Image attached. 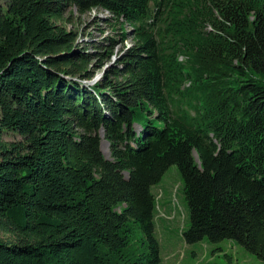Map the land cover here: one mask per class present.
Returning a JSON list of instances; mask_svg holds the SVG:
<instances>
[{"label": "trees", "instance_id": "obj_1", "mask_svg": "<svg viewBox=\"0 0 264 264\" xmlns=\"http://www.w3.org/2000/svg\"><path fill=\"white\" fill-rule=\"evenodd\" d=\"M69 8L108 11L133 40L92 85L114 39L79 47L59 22ZM172 164L184 242L264 260V0H7L0 264H160L151 187ZM136 230L144 252L128 251Z\"/></svg>", "mask_w": 264, "mask_h": 264}, {"label": "rangeland", "instance_id": "obj_2", "mask_svg": "<svg viewBox=\"0 0 264 264\" xmlns=\"http://www.w3.org/2000/svg\"><path fill=\"white\" fill-rule=\"evenodd\" d=\"M7 0H0V9L4 10ZM73 10V11H71ZM67 29L76 32V43L79 47H86L88 51L100 53L103 49L94 48V45L101 47L108 43V38L114 39L113 53L108 62H105L101 69L95 71L90 80H84L85 85H92L98 80L105 68L116 64L120 53L127 49L133 42L130 36L120 41L119 30H114V19L108 11L94 8L85 14L78 15L77 12L69 8L63 14V19L59 21ZM124 29L129 30L130 26L124 24ZM94 63V61L92 62ZM90 64V67L92 66ZM143 120L136 119L134 128L140 130ZM156 124V122H155ZM101 151L106 158H110L108 142L101 134ZM4 138L6 140H18L20 137L8 132ZM196 156V155H195ZM126 174V173H125ZM155 196L156 205L154 211V234L161 246V256L164 258L166 248H173L170 254H174L173 264L179 261L185 254L181 264H194L212 261L218 264H264V260L255 254L248 252L245 248L229 239L219 242H210L206 238L187 244L182 237V230L188 226L189 212L187 201L183 193V180L176 165H170L161 179L151 187ZM142 234L135 231V237L128 251L144 252L146 246L142 243ZM170 246V247H169ZM190 247V249L188 248ZM103 250H105L103 248ZM193 251L197 255L192 254ZM110 262H119L115 257L110 256ZM176 261V262H175Z\"/></svg>", "mask_w": 264, "mask_h": 264}, {"label": "crops", "instance_id": "obj_3", "mask_svg": "<svg viewBox=\"0 0 264 264\" xmlns=\"http://www.w3.org/2000/svg\"><path fill=\"white\" fill-rule=\"evenodd\" d=\"M161 246H162V244L159 242V253H160V257H161L160 264H173V259H174L175 255H176V254H174L175 252H173V254H170L171 251H173L172 250L173 248H171L170 246H169L170 248H166L165 256H164V258H162V256H161ZM188 248L190 249V247H188ZM192 254L197 255V252L193 251ZM184 258H185V254L182 256V258L179 261H177V262L175 261L176 262L175 264H181V262L183 261Z\"/></svg>", "mask_w": 264, "mask_h": 264}, {"label": "water", "instance_id": "obj_4", "mask_svg": "<svg viewBox=\"0 0 264 264\" xmlns=\"http://www.w3.org/2000/svg\"><path fill=\"white\" fill-rule=\"evenodd\" d=\"M100 132H102V134H103V130H102V129L100 130ZM100 135H101V134H100ZM105 141H106V140H105ZM106 142H107V141H106Z\"/></svg>", "mask_w": 264, "mask_h": 264}, {"label": "bare ground", "instance_id": "obj_5", "mask_svg": "<svg viewBox=\"0 0 264 264\" xmlns=\"http://www.w3.org/2000/svg\"><path fill=\"white\" fill-rule=\"evenodd\" d=\"M100 134H102V132H100ZM102 136H103V134H102ZM100 147H102V146L100 145Z\"/></svg>", "mask_w": 264, "mask_h": 264}]
</instances>
